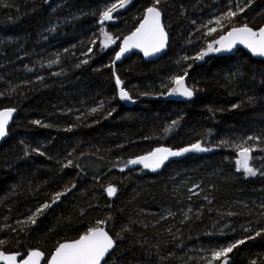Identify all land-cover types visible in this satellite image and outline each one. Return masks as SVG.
I'll use <instances>...</instances> for the list:
<instances>
[{
    "label": "trees",
    "instance_id": "obj_1",
    "mask_svg": "<svg viewBox=\"0 0 264 264\" xmlns=\"http://www.w3.org/2000/svg\"><path fill=\"white\" fill-rule=\"evenodd\" d=\"M113 3L0 0V111L16 113L0 145V251L20 260L40 251L47 263L99 226L116 244L104 264H264V62L242 50L195 59L233 27L264 26V0H130L101 23ZM152 6L167 53L114 66ZM105 33L114 45L104 46ZM185 71L194 95H169ZM196 143L210 150L162 170L127 163ZM238 145L253 149L256 175L238 171Z\"/></svg>",
    "mask_w": 264,
    "mask_h": 264
},
{
    "label": "snow or ice",
    "instance_id": "obj_2",
    "mask_svg": "<svg viewBox=\"0 0 264 264\" xmlns=\"http://www.w3.org/2000/svg\"><path fill=\"white\" fill-rule=\"evenodd\" d=\"M129 2L130 0H118V4L113 3L111 7L103 12L101 23L105 20H111L113 18L112 12L116 11L118 7H125ZM159 3L160 0H154V5H158ZM239 11L243 12L244 9L240 8ZM146 13L147 14L143 22L136 29V31L124 39V46L120 48L119 53L116 55V60H119L121 56L131 48L143 49L145 56L153 55L165 48L167 43V33L164 31V27L160 21V11L156 6H152L146 9ZM237 14L238 13L236 11L229 10L226 18H234ZM216 23L220 24L221 21L218 19ZM214 31H216L215 28L210 29L209 34ZM110 43H115V40H113L110 35L105 33V47H107ZM237 43L245 45L253 54L264 57V27H260L258 30H253V28L249 27L247 23L240 27H233L226 35H222L219 40L215 41V44L219 45V47H214L213 44H208L207 49L200 52L195 59L201 60L204 56L211 52H220L222 50L230 51ZM185 59L188 58L186 57ZM186 76L187 71L172 78V83L175 87L171 88L169 95L177 94L188 98H191L194 95L193 89L185 84ZM116 82L118 85L121 83L119 77L116 78ZM119 96L122 100L131 101L132 99L128 92L123 88L120 89ZM13 111L14 109L0 111V138L7 134L8 121L11 119ZM92 111L95 112L97 109L93 108ZM34 123L39 124L40 122L35 121ZM175 123L176 122L174 121L173 124ZM248 139H252V137H249ZM237 147L241 157V159L237 161L239 168L243 169L248 175H256V170L251 167L249 163L252 158L250 153L253 149L244 147L243 145H238ZM193 150L204 152L209 151L210 149L202 147L199 143L193 144L191 147L182 148L179 151H173L168 148H157L148 155L131 159L127 163L130 165L142 164L144 168H150L155 171L160 168L164 161L170 156H179ZM69 164H71V161H69ZM72 187H75V185ZM67 191H71V189H67ZM107 193L110 196L114 195L116 193V188L111 186L108 187ZM61 195H64V193H57L53 203H55ZM48 207H50L49 204L43 205V208ZM43 208L39 209L35 215H39V213L43 211ZM30 220L32 224L36 223V219L34 217H30ZM99 223L103 222L101 221ZM256 235L259 236L260 232H257ZM249 238L254 239V237ZM244 242V240H238L226 247L213 251L212 259L217 260L227 257L234 248ZM113 246V239L102 227L97 226L89 228L88 231L85 232L78 240L71 243L60 244L57 247L54 256L51 258V264H101L105 255L111 248H113ZM42 256V252L32 251L27 259H23L21 261V264H38L39 258ZM0 259L6 261L7 264H16L17 256L5 255L3 252H0ZM223 264H228L227 259L223 260Z\"/></svg>",
    "mask_w": 264,
    "mask_h": 264
},
{
    "label": "water",
    "instance_id": "obj_3",
    "mask_svg": "<svg viewBox=\"0 0 264 264\" xmlns=\"http://www.w3.org/2000/svg\"><path fill=\"white\" fill-rule=\"evenodd\" d=\"M158 10H159V9H158ZM159 11H160V10H159ZM160 13H161V12H160ZM146 14H147V13L145 12V15H144V17H143L141 23L143 22V20H144ZM160 21H161L162 26L164 27V31L166 32V29H165V26H164V18H163L162 13H161ZM141 23H140V24H141ZM140 24H139V26H140ZM139 26H138V27H139ZM262 27H264V26H262ZM135 31H136V30H135ZM135 31H134V32H135ZM166 33H167V32H166ZM130 35H132V33H131ZM130 35H128V36H130ZM225 35H226V34H225ZM128 36H127V37H128ZM125 38H126V37H125ZM125 38H124V39H125ZM124 39L122 40V42H121V44H120V48L124 46V45H123V41H124ZM218 40H219V39H218ZM168 47H169V36H168V34H167V43H166V46H165V48L162 49L160 52H158V53H154L153 55H150V56H145L143 49H141V48H131L129 51H127L126 53H124V55H122L121 58H120L119 60H116V57H115L114 62H113V65H114V66H117V65L119 66V65H121L125 60H127L128 58H130L132 55H139V56H141L146 62H154V61H157V60H159L160 58H162V57L167 53V51H168ZM217 47H219V45H217ZM120 48H119V51H120ZM241 50L244 51V52H246L247 54H249L253 59L264 62V57H261V56H258V55L253 54V53L251 52V50L248 49L245 45H243V44H239V43H237V44L235 45V47H233L230 51H229V50H222V51H220V52H216V53L219 54V55H221V56H235V55H236L239 51H241ZM119 51H118V53H119ZM118 53H117V54H118ZM5 110H12V109H5ZM5 110H2V111H5ZM15 117H16V113H15V111H13V112H12L11 119L8 121V125H7V134H6L4 137L0 138V145H2V144L6 141V139H7V137H8V132H9L11 126H12L13 121L15 120ZM189 147H191V146H189ZM168 149H170V148H168ZM171 150H173V151H179L180 149H171ZM199 154H201V152L193 150V151H189V152L183 153V154H181V155H179V156H170L167 160L164 161V163L161 165V167L158 168V169H156V170H162V169L166 168L169 164H171V163H173V162L181 161V160H183V159H185V158H187V157H189V156H198ZM146 155H148V154H146ZM143 156H144V155H143ZM139 169H149V170H152V169H150V168H144V166H143L142 164H136V165H131V166H130V170H131V171L139 170ZM109 236H110V235H109ZM110 237H111V236H110ZM111 238H112V237H111ZM112 239H113V238H112ZM77 240H78V239H77ZM74 241H76V240H74ZM74 241L64 242V243H71V242H74ZM113 241H114V240H113ZM62 244H63V243H62ZM115 249H116V244H115V241H114V246H113V248H111V249L108 251V253L105 255L104 259L101 261V264H104V263L107 261V259H108L109 256L115 251ZM0 252H1V251H0ZM55 252H56V251H55ZM55 252L51 255V257L49 258V260L47 261V263H45V259H46V257H45V255L43 254V256L39 258L38 264H51V258H52V256H54ZM3 253H4V252H3ZM4 254H5V255H14V254H6V253H4ZM27 258H28V256H27L25 259H27ZM224 259H227L228 264H230V259H229V258H224ZM224 259H223V260H224ZM223 260L220 262V264H223ZM21 261H22V260H20L19 257L17 256L16 264H21ZM0 264H7V262L4 261V260H2V259H0Z\"/></svg>",
    "mask_w": 264,
    "mask_h": 264
},
{
    "label": "rangeland",
    "instance_id": "obj_4",
    "mask_svg": "<svg viewBox=\"0 0 264 264\" xmlns=\"http://www.w3.org/2000/svg\"><path fill=\"white\" fill-rule=\"evenodd\" d=\"M104 39H105V35H104ZM114 40V39H113ZM115 43H116V41H115ZM115 43H110V44H108V46L107 47H110L111 45H114ZM105 46V45H104ZM122 87L120 86V89H121ZM126 104H131V101H128V100H123ZM250 155H251V153H250ZM239 159H241V157H240V155L238 156V158H237V161L239 160ZM237 161H236V167H237V169H238V171L239 172H242L244 175H246L247 177H252V176H254V175H248V174H246L245 172H244V170L243 169H240L239 168V165H238V163H237ZM249 163H250V166L251 167H253V164H252V158H251V160L249 161Z\"/></svg>",
    "mask_w": 264,
    "mask_h": 264
}]
</instances>
